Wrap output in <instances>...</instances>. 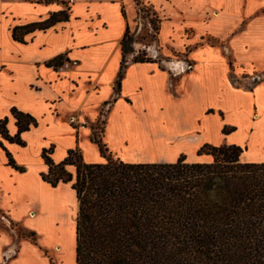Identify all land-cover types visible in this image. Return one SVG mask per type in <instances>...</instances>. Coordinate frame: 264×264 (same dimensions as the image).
I'll list each match as a JSON object with an SVG mask.
<instances>
[{"label": "crops", "instance_id": "obj_1", "mask_svg": "<svg viewBox=\"0 0 264 264\" xmlns=\"http://www.w3.org/2000/svg\"><path fill=\"white\" fill-rule=\"evenodd\" d=\"M141 1L160 24L157 56L190 69L157 60L123 65L121 41L136 27L133 0H0V120L9 136L17 134L12 109L36 122L19 135L23 145L0 137V264H75L78 202L70 183L42 180L44 149L52 148L54 163L78 149L83 163L97 164L104 159L92 140L101 139L122 160L112 138L132 121L151 141H166H156L154 159L127 163H174L204 144L239 146L241 162L264 163L247 156L250 147L264 150V138L254 136L264 129V0ZM60 11L64 21L13 39L14 27ZM208 37L219 45L202 43ZM57 57L78 65L59 72L47 65ZM134 139L136 148H155Z\"/></svg>", "mask_w": 264, "mask_h": 264}, {"label": "trees", "instance_id": "obj_2", "mask_svg": "<svg viewBox=\"0 0 264 264\" xmlns=\"http://www.w3.org/2000/svg\"><path fill=\"white\" fill-rule=\"evenodd\" d=\"M65 19L64 11L54 13L14 27L12 37L22 42L28 33ZM128 37L127 29L122 51ZM61 60L47 65L55 67ZM11 113L17 134L8 135L5 118L0 137L23 145L19 135L36 122L16 109ZM92 141L102 163L75 162L78 149L69 150L59 163L50 157L52 148L41 154L47 166L42 180L51 187L71 183L75 192V264H264V163L241 162L239 146L210 144L197 152L210 156L209 163H188L185 156L174 163H127ZM8 164L23 171L10 155ZM66 166L75 167L74 176Z\"/></svg>", "mask_w": 264, "mask_h": 264}, {"label": "rangeland", "instance_id": "obj_3", "mask_svg": "<svg viewBox=\"0 0 264 264\" xmlns=\"http://www.w3.org/2000/svg\"><path fill=\"white\" fill-rule=\"evenodd\" d=\"M26 1L36 2L38 0H26ZM40 1L44 2L45 0H40ZM54 1L59 2L60 0H54ZM133 2L136 6V12H137L136 27L133 28V30H129V37L127 40V44L124 47L125 48L123 50L124 52L121 50V54L123 57V62H122L123 65H125V63H127V62H132L133 59L136 57L138 59H140V58H151V60L161 61L160 62L161 64H164L165 61L175 62V60H172V59H177V58H171V60L170 59L167 60L164 57L161 58V55L157 56V54H159V53H155V52L160 51L159 36H158L159 35V25H160L159 21L152 15L151 10H147V9H145V7L142 6L143 3L141 0H133ZM261 14H264V11H262ZM202 43H205V44L213 46V47L219 45L218 40L213 39V38H209V37L206 38L205 41ZM228 59L231 61L232 57L228 56ZM237 103H238L237 100L232 102L233 105H235ZM120 130H121V137L112 138V141L119 145V154H120L122 160H124V161L129 160V159L130 160L131 159L132 160L140 159L141 156H148L150 159H154L156 154H159L158 150H161V149H156L157 148L156 141L157 142H159V140L162 142L166 141L164 139H157V140L151 141L150 139H148L146 134L140 130L139 126L132 121L128 124V127L126 124V130L123 129V127H121ZM137 135L139 137L142 136L143 138H146L148 140V143L155 142V148L152 146H150V148H144L143 144L142 145L140 144L139 146H137L138 148L133 146L132 142H133V140H135L134 138ZM204 135L207 138H210L213 140L218 139V134L216 132L210 133L209 131H207L206 133H204ZM254 136L264 138V129L261 128L260 130L255 132ZM197 137L199 138V136H197ZM190 139H193V138H187L186 140H190ZM96 140L102 142L101 139H96ZM124 140L127 141L126 146L122 145V142ZM193 141H195V140H193ZM179 143L180 142H176V143H174V145L179 144ZM195 143H197V142L195 141ZM168 144H170V142H168ZM167 151L169 153H171V149L168 148ZM108 156H111L113 158L119 157L118 155H115V154H109ZM247 156H249V158H251V159H260V158L264 157V150H262L260 148H254V147L251 148L250 147L248 152H247ZM73 159L75 162H79L81 159V154L78 152L77 154H75L73 156ZM159 159L164 160L163 157H161ZM186 159H188L190 161H199V162L211 161L210 156L198 155L197 152H195L192 157L186 156ZM240 160H241V158H240ZM66 170L74 176V173H75V167L74 166H66ZM70 186H71V183H70ZM19 236L20 237H26L27 233L26 232H20ZM51 264H54V263L51 261Z\"/></svg>", "mask_w": 264, "mask_h": 264}, {"label": "built area", "instance_id": "obj_4", "mask_svg": "<svg viewBox=\"0 0 264 264\" xmlns=\"http://www.w3.org/2000/svg\"><path fill=\"white\" fill-rule=\"evenodd\" d=\"M78 65V62L75 60H69V59H64L61 60L60 64L56 65L54 68L57 71H62V70H68L71 68H74ZM191 68L190 64L183 65L182 71L188 70Z\"/></svg>", "mask_w": 264, "mask_h": 264}, {"label": "bare ground", "instance_id": "obj_5", "mask_svg": "<svg viewBox=\"0 0 264 264\" xmlns=\"http://www.w3.org/2000/svg\"><path fill=\"white\" fill-rule=\"evenodd\" d=\"M170 66H172L174 69L176 70H182L183 66H181L179 63L177 62H170ZM191 140V139H190ZM192 140L197 141L198 137L193 138Z\"/></svg>", "mask_w": 264, "mask_h": 264}]
</instances>
